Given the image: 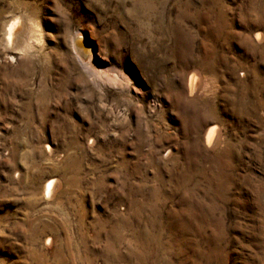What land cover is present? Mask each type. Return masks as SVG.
I'll return each mask as SVG.
<instances>
[{"label":"rangeland","instance_id":"1","mask_svg":"<svg viewBox=\"0 0 264 264\" xmlns=\"http://www.w3.org/2000/svg\"><path fill=\"white\" fill-rule=\"evenodd\" d=\"M0 264H264V0H0Z\"/></svg>","mask_w":264,"mask_h":264},{"label":"bare ground","instance_id":"2","mask_svg":"<svg viewBox=\"0 0 264 264\" xmlns=\"http://www.w3.org/2000/svg\"><path fill=\"white\" fill-rule=\"evenodd\" d=\"M18 23V22H17ZM16 24V23H15ZM17 26L15 25H10L7 29V38H8V42L11 43V41L13 40V35L14 33L17 31ZM88 70H90V72H92L95 75H97V73H99V70H97L96 67H91V68H88ZM199 87V82L197 80H191V87H190V92L193 94L197 91ZM214 133L215 131L214 130H210V132L208 133L207 137H206V142H207V145L209 146L213 140H214ZM50 184V183H49ZM53 188V183H51L49 186H48V191H51V189ZM47 191V189H46Z\"/></svg>","mask_w":264,"mask_h":264}]
</instances>
